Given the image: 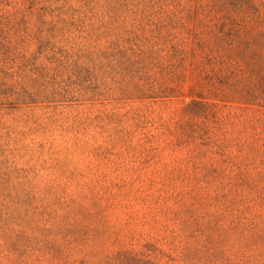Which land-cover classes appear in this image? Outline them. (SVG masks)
<instances>
[{
  "label": "rangeland",
  "instance_id": "obj_1",
  "mask_svg": "<svg viewBox=\"0 0 264 264\" xmlns=\"http://www.w3.org/2000/svg\"><path fill=\"white\" fill-rule=\"evenodd\" d=\"M0 11V264H264V0Z\"/></svg>",
  "mask_w": 264,
  "mask_h": 264
},
{
  "label": "trees",
  "instance_id": "obj_2",
  "mask_svg": "<svg viewBox=\"0 0 264 264\" xmlns=\"http://www.w3.org/2000/svg\"><path fill=\"white\" fill-rule=\"evenodd\" d=\"M7 15L4 14V12L0 11V50L4 51V42L6 40V31L3 30L4 27V21H8L7 20ZM5 51H8V49Z\"/></svg>",
  "mask_w": 264,
  "mask_h": 264
}]
</instances>
